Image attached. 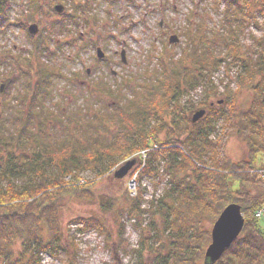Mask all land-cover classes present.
Returning <instances> with one entry per match:
<instances>
[{
  "label": "trees",
  "instance_id": "16d2710c",
  "mask_svg": "<svg viewBox=\"0 0 264 264\" xmlns=\"http://www.w3.org/2000/svg\"><path fill=\"white\" fill-rule=\"evenodd\" d=\"M28 2L33 7L38 5V0ZM218 2L224 4L222 15L229 26L230 17L237 14L238 2ZM256 2L260 20L254 24L260 34L252 38L253 53L241 55L235 32L229 29L223 53L217 52L214 38L204 36L184 48L176 60L160 56L162 70L146 85L144 97L113 106L108 119L116 126L112 142L94 140L86 145L69 138L56 140L55 146H51L43 133L44 126H36L34 132L35 114L31 112H37L42 104L38 101L45 97L54 70L37 55L38 74L29 110H19L9 140L0 134V260L11 258L10 246L20 243L22 249L13 264H40V252L50 254L61 264H76V254L69 253L61 239L60 214L64 205L72 199L95 202L92 188L97 180L118 163L147 149L139 178L155 175L161 168L168 182L161 196L147 200L146 207H142L145 200L141 188L135 196L125 191L122 195L130 203L131 217L145 215L151 219L159 214L162 218L161 229L152 219L148 220L151 235L142 234L141 223L134 224L139 238L138 247L132 250L136 258L132 264H202L204 247L211 241L210 227H205L204 222L211 226L229 203L242 208L244 225L214 264H264V231L259 220L264 213L255 215L264 207V170L251 167L257 153L264 155V0ZM11 7V0H0V29L9 20ZM64 18L66 21L59 24L61 30L76 19L74 15ZM45 42L38 40L36 47L51 54ZM220 63L237 67L235 87L222 92L219 104V100L207 103L216 92L206 90L205 100L191 104L205 107V115L194 124L185 118L186 125L178 130L169 129L160 137L165 131L164 117L181 110L180 88L187 91L185 84L191 89L203 80L208 82L205 67ZM181 83H185L184 87ZM243 90L251 93V99L247 107L238 109V97ZM234 135L247 150L246 159L237 162L226 154L227 140ZM22 147L25 154H17L19 150L13 149ZM86 170L92 172V179L81 176ZM17 178L24 182L16 184ZM230 178L236 181V188H231ZM100 199L103 210L117 202L114 197ZM73 223L84 231L104 230L93 216H80ZM142 251L150 258L144 257Z\"/></svg>",
  "mask_w": 264,
  "mask_h": 264
},
{
  "label": "rangeland",
  "instance_id": "374dc122",
  "mask_svg": "<svg viewBox=\"0 0 264 264\" xmlns=\"http://www.w3.org/2000/svg\"><path fill=\"white\" fill-rule=\"evenodd\" d=\"M236 1L237 14L230 17L227 26L222 15L224 4L218 0H38L36 7L28 0H11L9 20L0 29L2 138H11L19 110H29L31 91L38 74L36 57L39 54L41 61L54 70L49 77L45 97L38 101L42 104L37 112H31L36 115L32 123L34 132L36 126H44L43 133L51 146H55L56 140L69 138L86 145L94 140L112 142L116 126L108 119L113 106L144 97V88L162 70L159 64L161 55L165 60L170 57L176 60L184 48L204 36L214 38L218 43L217 52L223 53L229 29L235 32L233 35L240 54L253 53L252 38L260 34L254 24L260 20L258 3L256 0ZM59 3L64 6L60 13L53 10ZM77 4L82 7L78 9ZM65 15H74L76 19L61 30L59 24L66 21ZM31 23L38 27L35 35L27 30ZM172 35L177 37L176 42H169ZM38 40H46L45 45L51 54L39 51L42 48L36 47ZM98 48L103 57L96 56ZM205 69L203 72L209 78L208 82L203 80L191 89L190 85L181 83V87L185 84L188 89L180 88L182 96L178 103L181 110L164 117L165 131L160 137L163 138L169 129L178 130L186 125V119L190 123L192 113L198 108L191 107V104L205 100L206 90L216 92L214 97H208L207 103H216L223 100V91L235 87L236 66L226 67L220 63ZM250 95L247 90L241 91L238 109L248 106ZM13 149L19 150L17 154H25L23 147ZM246 151L240 138L235 135L229 137L226 144L229 158L235 162L246 159ZM143 156L140 154L141 158ZM133 157L136 158L134 165L121 178L115 177L114 171L124 161L97 180L92 188L95 202L89 204L72 199L64 205L60 214L61 239L68 252L76 254V264H132L136 259L132 250L138 247L139 238V230L134 224L141 223L142 234L147 235L152 234L147 226L148 220L152 219L161 229L159 214L150 219L145 215L131 217L128 213L130 203L122 197L124 191L133 196L139 188L144 190L142 207H146L147 200L161 196L168 182L161 168L155 175L139 178L137 155ZM254 157L251 167L264 170V155L257 153ZM81 176L93 178L89 170L82 172ZM14 181L19 185L24 182L20 178ZM229 181L231 188H236V181L232 178ZM101 196L114 197L117 202L103 210L98 202ZM80 216L97 218L104 230H81L79 224L73 223ZM259 220L264 231V217ZM204 224L211 227L207 222ZM21 249L20 243L11 245V258L1 259L0 264H13ZM142 254L150 258L145 251ZM37 257L40 264H61L46 252H40Z\"/></svg>",
  "mask_w": 264,
  "mask_h": 264
},
{
  "label": "water",
  "instance_id": "95a60500",
  "mask_svg": "<svg viewBox=\"0 0 264 264\" xmlns=\"http://www.w3.org/2000/svg\"><path fill=\"white\" fill-rule=\"evenodd\" d=\"M53 10L60 13L63 10V6L59 3L53 7ZM28 31L30 34L35 35L38 32L37 25H29ZM173 40L174 42L177 41V37L175 35L170 36L169 42H172ZM97 55L99 57L103 56V53L99 48L97 49ZM221 102V100L218 101V103ZM205 112L206 110L203 108H197L194 110L190 118L191 123L197 122L199 118L204 116ZM135 161V159L126 160L124 164L116 170L114 174L115 177L121 178L124 176L134 165ZM241 209L242 208H240L238 204L229 203L224 206L217 218L214 219L215 221L210 227L211 241H209V243L204 247L202 264H214L218 261L225 249H227L234 239L239 236L244 225V216Z\"/></svg>",
  "mask_w": 264,
  "mask_h": 264
},
{
  "label": "built area",
  "instance_id": "2783aa9c",
  "mask_svg": "<svg viewBox=\"0 0 264 264\" xmlns=\"http://www.w3.org/2000/svg\"><path fill=\"white\" fill-rule=\"evenodd\" d=\"M141 153L144 154V152ZM262 212L264 213V207L261 210L257 211L255 215L259 217L262 214Z\"/></svg>",
  "mask_w": 264,
  "mask_h": 264
},
{
  "label": "flooded vegetation",
  "instance_id": "af4514ba",
  "mask_svg": "<svg viewBox=\"0 0 264 264\" xmlns=\"http://www.w3.org/2000/svg\"><path fill=\"white\" fill-rule=\"evenodd\" d=\"M62 6H63V4H61ZM63 10H64V6H63ZM63 10H62V12H63ZM29 26V25H28ZM28 26H27V28H28Z\"/></svg>",
  "mask_w": 264,
  "mask_h": 264
}]
</instances>
